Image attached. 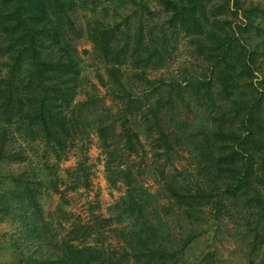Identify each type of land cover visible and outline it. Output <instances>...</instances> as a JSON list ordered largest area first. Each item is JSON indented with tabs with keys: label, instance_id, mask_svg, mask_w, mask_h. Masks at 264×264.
<instances>
[{
	"label": "trees",
	"instance_id": "1",
	"mask_svg": "<svg viewBox=\"0 0 264 264\" xmlns=\"http://www.w3.org/2000/svg\"><path fill=\"white\" fill-rule=\"evenodd\" d=\"M180 41L203 68L152 78ZM83 55L111 105L95 85L77 101ZM92 135L124 192L83 217L70 195L91 190ZM0 214L21 264H264V4L0 0Z\"/></svg>",
	"mask_w": 264,
	"mask_h": 264
},
{
	"label": "rangeland",
	"instance_id": "2",
	"mask_svg": "<svg viewBox=\"0 0 264 264\" xmlns=\"http://www.w3.org/2000/svg\"><path fill=\"white\" fill-rule=\"evenodd\" d=\"M247 5L250 4H264V0H246ZM83 19V15H82ZM84 20H82L83 22ZM81 51L87 49L91 50L92 45L88 40L83 39L79 45ZM191 48L181 42L176 46V49L173 51V55L170 58L169 64L159 72L151 74L152 78L158 79L164 77L166 79L182 81L184 77V69L187 67L192 71H200L203 68V65L196 64L192 61L191 57ZM84 76L87 78L86 86L84 93L80 94L77 101H85L88 93L95 85L98 89V94L100 100L105 101L106 105H111L113 103L110 93L106 89L102 88L95 76L94 62L90 57L84 56ZM89 83H91L89 85ZM114 105V104H113ZM183 115L190 120H194L196 117V112L194 106H186L183 108ZM88 141V155L90 157L89 165H91V181L92 187L89 192H80L78 194L70 195L72 202L71 209L74 212L81 214L83 217L86 216V209H88L89 202L97 201L101 206V213L107 215L108 208L113 205L116 201L122 196L124 189L122 186H118L115 189H111L105 178V167L103 163V156L101 150L99 149L97 138L92 135ZM42 154L40 153L39 156ZM80 158L79 152L73 150L69 152L67 158L60 164V175L64 180V185L71 183L70 178L68 177L67 170L71 167H74L77 161ZM182 165H186L187 161L184 158L181 160ZM182 167L181 165L179 166ZM19 167H11L6 165L4 171H16L19 170ZM149 184L152 186L153 191H157L158 184L155 182V178H151ZM44 206L48 210H53L59 203V197L57 195H52L46 198L44 201ZM4 216L0 214V264H21L19 253L13 247V242L19 237V234L16 232L17 224H15L10 218H3ZM231 246L226 244V248ZM236 264L242 262L241 256L233 258Z\"/></svg>",
	"mask_w": 264,
	"mask_h": 264
}]
</instances>
